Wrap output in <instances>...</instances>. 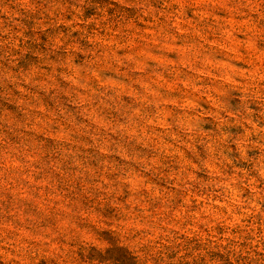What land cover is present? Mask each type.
<instances>
[{
	"label": "clouds",
	"instance_id": "obj_1",
	"mask_svg": "<svg viewBox=\"0 0 264 264\" xmlns=\"http://www.w3.org/2000/svg\"><path fill=\"white\" fill-rule=\"evenodd\" d=\"M2 264H264V0H0Z\"/></svg>",
	"mask_w": 264,
	"mask_h": 264
},
{
	"label": "rangeland",
	"instance_id": "obj_2",
	"mask_svg": "<svg viewBox=\"0 0 264 264\" xmlns=\"http://www.w3.org/2000/svg\"><path fill=\"white\" fill-rule=\"evenodd\" d=\"M0 264H2V261H0Z\"/></svg>",
	"mask_w": 264,
	"mask_h": 264
}]
</instances>
